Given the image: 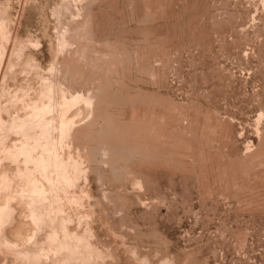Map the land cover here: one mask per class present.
<instances>
[{"label":"rangeland","instance_id":"374dc122","mask_svg":"<svg viewBox=\"0 0 264 264\" xmlns=\"http://www.w3.org/2000/svg\"><path fill=\"white\" fill-rule=\"evenodd\" d=\"M6 205L0 264H264V0H0Z\"/></svg>","mask_w":264,"mask_h":264},{"label":"bare ground","instance_id":"6f19581e","mask_svg":"<svg viewBox=\"0 0 264 264\" xmlns=\"http://www.w3.org/2000/svg\"><path fill=\"white\" fill-rule=\"evenodd\" d=\"M50 105H51V104H50ZM39 114H40V113H39ZM28 122H29V121H28ZM23 123H25L24 120H19L18 118H14L13 121H12V126L18 128V129H22V128L24 127V126H23V125H24ZM26 125H27V124H26ZM47 126H48V125H47ZM26 130H27V129H26ZM26 130H25V131H26ZM2 206H3V205H2ZM2 206L0 207V209L2 208V212H3V214H4V213H6V214H7V213H11V212H10V211H11L10 208L6 211V207H7V205H6L5 207H2ZM0 212H1V210H0ZM2 212H1V213H2ZM2 218H3V217H2ZM76 246H77V245H76ZM74 250H75V249H74ZM77 250H78V248H77ZM79 251H80V250H79ZM79 251H78V252H79ZM78 252H77V253H78Z\"/></svg>","mask_w":264,"mask_h":264}]
</instances>
